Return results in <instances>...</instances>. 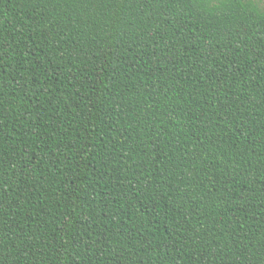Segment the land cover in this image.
I'll return each mask as SVG.
<instances>
[{
    "label": "trees",
    "instance_id": "1",
    "mask_svg": "<svg viewBox=\"0 0 264 264\" xmlns=\"http://www.w3.org/2000/svg\"><path fill=\"white\" fill-rule=\"evenodd\" d=\"M0 264H264V0H0Z\"/></svg>",
    "mask_w": 264,
    "mask_h": 264
}]
</instances>
